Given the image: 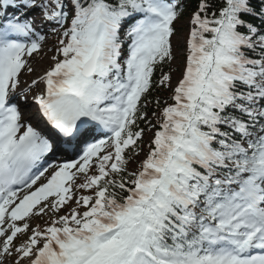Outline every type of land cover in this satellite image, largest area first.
Wrapping results in <instances>:
<instances>
[{"label": "snow or ice", "instance_id": "6c2138e0", "mask_svg": "<svg viewBox=\"0 0 264 264\" xmlns=\"http://www.w3.org/2000/svg\"><path fill=\"white\" fill-rule=\"evenodd\" d=\"M187 8L0 0V264H264V0Z\"/></svg>", "mask_w": 264, "mask_h": 264}, {"label": "rangeland", "instance_id": "374dc122", "mask_svg": "<svg viewBox=\"0 0 264 264\" xmlns=\"http://www.w3.org/2000/svg\"><path fill=\"white\" fill-rule=\"evenodd\" d=\"M178 29V35L177 39H175V44L174 46L176 47V51L178 48L183 47L185 43V38L188 32V24L187 22H179L177 25ZM51 36L48 37L46 44L44 45V53H41L39 57L34 59L33 61V68L35 71L31 75H24L22 76V79L30 83L33 79H36L37 76L39 77L41 74L44 73V71L50 66L51 60L49 59L52 55L53 52L49 51L48 49L51 48L54 43L51 41ZM46 53V54H45ZM27 86V85H24ZM40 221H34V223H39Z\"/></svg>", "mask_w": 264, "mask_h": 264}, {"label": "trees", "instance_id": "16d2710c", "mask_svg": "<svg viewBox=\"0 0 264 264\" xmlns=\"http://www.w3.org/2000/svg\"><path fill=\"white\" fill-rule=\"evenodd\" d=\"M196 4H197V0H188V8H187V11L185 12V16L187 15H190L192 11L195 10L196 8ZM158 75V74H157ZM168 94L166 91H163V90H160V91H157V90H153L152 92V97L155 98V97H160V98H164L166 97ZM155 110V107L154 105L150 108V111H149V116L151 117V112Z\"/></svg>", "mask_w": 264, "mask_h": 264}]
</instances>
